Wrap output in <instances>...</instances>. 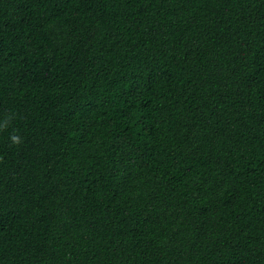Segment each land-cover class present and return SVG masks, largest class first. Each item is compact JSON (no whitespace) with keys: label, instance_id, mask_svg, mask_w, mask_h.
<instances>
[{"label":"trees","instance_id":"obj_1","mask_svg":"<svg viewBox=\"0 0 264 264\" xmlns=\"http://www.w3.org/2000/svg\"><path fill=\"white\" fill-rule=\"evenodd\" d=\"M0 264H264V0H0Z\"/></svg>","mask_w":264,"mask_h":264},{"label":"clouds","instance_id":"obj_2","mask_svg":"<svg viewBox=\"0 0 264 264\" xmlns=\"http://www.w3.org/2000/svg\"><path fill=\"white\" fill-rule=\"evenodd\" d=\"M12 141H13L14 144H19L21 142L20 139L18 137H16V136L12 137Z\"/></svg>","mask_w":264,"mask_h":264}]
</instances>
